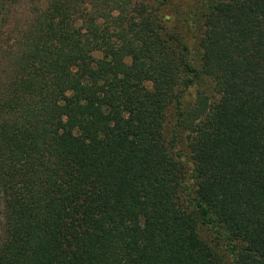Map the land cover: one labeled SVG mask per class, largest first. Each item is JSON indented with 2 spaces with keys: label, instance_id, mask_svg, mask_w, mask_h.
<instances>
[{
  "label": "trees",
  "instance_id": "trees-1",
  "mask_svg": "<svg viewBox=\"0 0 264 264\" xmlns=\"http://www.w3.org/2000/svg\"><path fill=\"white\" fill-rule=\"evenodd\" d=\"M0 264H264V0H0Z\"/></svg>",
  "mask_w": 264,
  "mask_h": 264
}]
</instances>
